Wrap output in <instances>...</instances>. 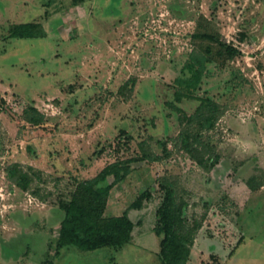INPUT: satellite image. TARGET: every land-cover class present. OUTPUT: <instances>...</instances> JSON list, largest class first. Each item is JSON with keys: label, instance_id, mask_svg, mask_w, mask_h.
Wrapping results in <instances>:
<instances>
[{"label": "rangeland", "instance_id": "1", "mask_svg": "<svg viewBox=\"0 0 264 264\" xmlns=\"http://www.w3.org/2000/svg\"><path fill=\"white\" fill-rule=\"evenodd\" d=\"M25 23L31 31L12 35ZM207 46L213 61L196 95L222 111L201 135L219 157L210 171L184 149L182 114L166 105L189 54ZM27 104L43 126L23 119ZM196 105L178 104L187 114ZM143 142L160 160L132 163L106 210L128 212L129 243L58 253L62 202L108 164L141 156ZM14 163L38 173L40 196L8 179ZM163 176L186 192L185 216L202 221L189 264H264V0H0V264H163ZM145 190L151 199L130 208Z\"/></svg>", "mask_w": 264, "mask_h": 264}, {"label": "trees", "instance_id": "2", "mask_svg": "<svg viewBox=\"0 0 264 264\" xmlns=\"http://www.w3.org/2000/svg\"><path fill=\"white\" fill-rule=\"evenodd\" d=\"M31 23L14 27L12 35L25 36L31 31ZM200 38L220 43L211 34H201ZM222 53L236 55L237 51L222 45ZM214 52L210 46L193 50L183 65L181 75L177 76L170 85L174 100H167L171 110L182 114L183 128L179 138L184 149L191 158L204 170L210 171L219 162V157L208 154L207 148L199 146L202 143V132L213 128L222 114L219 104L210 98L196 95L208 65L213 61ZM135 79H130L127 86L133 88ZM196 102L193 113L187 114L178 106L183 102ZM23 119L32 126H43L46 121L44 115L33 105L27 104L22 112ZM158 145L166 151V142L160 140ZM142 144V155L126 160H117L105 166L95 177L84 179L77 183L67 202H62L63 218L60 222L59 234L56 242L57 252L68 246L77 247L83 251H94L103 247L114 250L122 249L129 243L134 229V223L125 211L120 216L106 214L111 190L123 182L131 173V164L146 159H159L152 155ZM167 153V151H166ZM8 179L22 190H31L36 196L40 191L35 187L38 173L30 166L19 163L11 164L6 169ZM112 178L111 183L103 184ZM162 191L160 204L156 210V225L154 232L160 238L159 258L163 264H189L191 247L195 236L202 227L199 219L189 220L184 209L188 206L186 192L179 189V185L169 176H163L158 181ZM150 190L142 192L131 204L130 208L140 209L144 202L151 199Z\"/></svg>", "mask_w": 264, "mask_h": 264}]
</instances>
